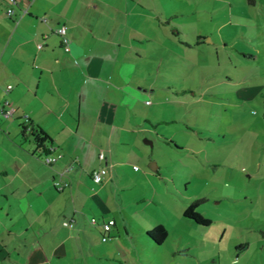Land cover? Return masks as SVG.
I'll return each mask as SVG.
<instances>
[{"label": "rangeland", "instance_id": "1", "mask_svg": "<svg viewBox=\"0 0 264 264\" xmlns=\"http://www.w3.org/2000/svg\"><path fill=\"white\" fill-rule=\"evenodd\" d=\"M173 8L171 41L140 63L134 128L103 150L102 212L119 230L92 264H264V0ZM193 202L211 223L184 216Z\"/></svg>", "mask_w": 264, "mask_h": 264}, {"label": "crops", "instance_id": "2", "mask_svg": "<svg viewBox=\"0 0 264 264\" xmlns=\"http://www.w3.org/2000/svg\"><path fill=\"white\" fill-rule=\"evenodd\" d=\"M174 1L17 0L8 16L0 0V264H92L101 251V222L113 217L102 212L107 179L91 172L109 166L99 153L112 150L114 131L137 120L140 63L167 46L162 16ZM31 127L46 133L45 147ZM47 154L60 156L48 164ZM56 178L69 185L57 190Z\"/></svg>", "mask_w": 264, "mask_h": 264}, {"label": "built area", "instance_id": "3", "mask_svg": "<svg viewBox=\"0 0 264 264\" xmlns=\"http://www.w3.org/2000/svg\"><path fill=\"white\" fill-rule=\"evenodd\" d=\"M16 3H17V0H7V5H6L5 11H6V14L8 16H13L15 14V11H16L15 4ZM56 31L63 36L64 47L66 50H69L70 41H69L68 37L66 36L65 26L59 27L58 29H56ZM40 46H41V44H40ZM12 113H13V108L3 109V114L5 116H10V115H12ZM59 156H60V154H57V155L47 154L44 156V161L48 164H51V163L55 162ZM99 157H100V159L105 158L103 151H101L99 153ZM105 174H106V168L101 166V167L94 169L91 172V177L96 182H102L104 177H105ZM61 175H62V173H61ZM68 185H69V181L66 179L65 180L60 179V178L54 179V186L57 190H63ZM90 221L92 223H96L98 221V218L95 216H92L90 218ZM64 224L67 226H72L71 221H64ZM115 225H116V221L114 218L104 219L101 222V228L103 231V235H102L103 241H107V240L114 237L111 233H112Z\"/></svg>", "mask_w": 264, "mask_h": 264}, {"label": "trees", "instance_id": "4", "mask_svg": "<svg viewBox=\"0 0 264 264\" xmlns=\"http://www.w3.org/2000/svg\"><path fill=\"white\" fill-rule=\"evenodd\" d=\"M23 128L26 127L23 125ZM32 129V135L34 141L40 147H45L44 142L46 141V133L41 128H30ZM197 202L189 204L183 211L184 216L193 219L194 221L201 224H209L211 220L202 215L199 211L196 210ZM148 234L154 239L157 244H162L168 236V230L163 224H157L152 229L148 230Z\"/></svg>", "mask_w": 264, "mask_h": 264}, {"label": "water", "instance_id": "5", "mask_svg": "<svg viewBox=\"0 0 264 264\" xmlns=\"http://www.w3.org/2000/svg\"><path fill=\"white\" fill-rule=\"evenodd\" d=\"M152 168L157 169V165L155 163H152Z\"/></svg>", "mask_w": 264, "mask_h": 264}]
</instances>
